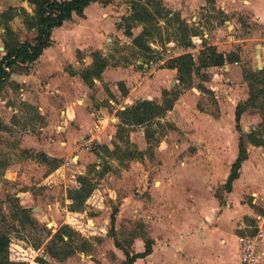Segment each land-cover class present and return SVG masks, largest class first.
<instances>
[{"label": "rangeland", "instance_id": "rangeland-1", "mask_svg": "<svg viewBox=\"0 0 264 264\" xmlns=\"http://www.w3.org/2000/svg\"><path fill=\"white\" fill-rule=\"evenodd\" d=\"M160 1L196 29L197 35L189 37L191 47L184 48L174 28L161 20V35L149 39L153 54L148 60L132 44L143 25H134L131 36L120 27L131 13V0H110L104 27L91 34L95 39L81 50L76 46L64 50V71L76 73L72 81L66 75L56 81L21 83L19 75L30 73V64L14 66L5 81L0 94V229L9 232L29 264L41 256L49 264H123L125 255L115 246L113 233L131 253L143 251L145 241L153 240L154 256L138 264H161L162 256L168 264H179L187 258L185 239L194 227L210 236L224 217H229L224 228L228 243L236 241L244 226L248 235L260 228L263 239L264 147L248 144V158L232 191L226 192L224 184L238 153L235 108L248 97L244 74L259 70L255 51L264 43V23L254 15L258 3L264 9V0ZM8 4L33 13L32 5L15 1L4 4L3 11L12 6ZM10 26L16 41H32L35 33L21 14ZM55 31L52 39L58 45L86 41L82 31L76 35L63 27ZM4 39L0 24V59ZM203 40L219 52H233L238 62L202 68L184 87L177 71L164 67L184 53L198 62ZM94 51L108 60L109 72L115 70L111 76L131 82L134 90L127 105L138 98L161 102L163 90L176 88L180 95L172 110L147 124L124 126L118 135L117 112L125 94L121 85L102 76L89 87L80 77L92 64ZM68 88L80 91L70 98L75 91ZM260 122L254 109L241 117L245 132ZM43 154L58 162L43 160ZM89 170L92 176L105 171L97 184L100 199L72 214L67 190L75 186V176ZM18 208L26 210L24 215L14 213ZM64 225L76 233L74 244L83 249L60 261L45 255V245ZM37 244L38 249L32 248ZM261 251L264 261V248Z\"/></svg>", "mask_w": 264, "mask_h": 264}, {"label": "trees", "instance_id": "trees-1", "mask_svg": "<svg viewBox=\"0 0 264 264\" xmlns=\"http://www.w3.org/2000/svg\"><path fill=\"white\" fill-rule=\"evenodd\" d=\"M33 6V13L30 14L23 7H9L0 13V24L5 29V39L3 46L5 54L0 59V94L3 91L5 81L11 76V70L18 64H31L35 62L44 49L51 45V34L53 29L61 27L65 21L72 18L73 14L84 16V9L96 0H21ZM108 3L110 0H103ZM17 13L23 16V21L28 29L35 31L36 36L32 42L19 41L14 38V31L10 26V22ZM165 26H172L175 33L178 34L176 39H180L184 48L192 46L189 39L191 35H197L196 29L192 28L185 22L179 13L166 9L160 0H131V13L127 17H123L125 23L120 26L123 28L127 36H131V29L136 24H142L143 30L139 35L132 39V44L141 54L150 60L153 50L149 45V39L159 37L161 35L160 21ZM92 64L80 72L83 82L91 87L94 79L101 78L102 72L109 65V62L99 52L92 53ZM238 62V56L233 52H219L216 46L203 40V49L200 51L198 62L191 53H184L167 61L164 68L177 71L178 83L184 87L190 86L193 81V75L200 72L202 68L222 67L226 64ZM248 84V97L239 103L235 108L236 130L239 133L238 153L231 165L230 174L224 184V190L231 192L232 183L239 177L240 169L243 162L248 158L247 145L264 147V69L250 71L244 74ZM180 95V90L173 88L172 90L162 91V100H141L131 106L117 112L119 124L117 125V133L124 126L144 125L149 122L162 118L168 111L172 110L175 101ZM256 110L261 116V122L257 127L245 132L241 127L242 115L250 110ZM108 150V149H107ZM43 160L57 163L56 159H48L44 154L41 156ZM56 164L55 166H57ZM105 171L94 174L92 170L84 174L75 176V186L67 190V198L71 201L68 209L72 214L82 212L85 205L90 203L95 205L100 199L97 192L98 179H101ZM20 210V211H18ZM16 213L23 214L25 209L18 208ZM26 217V216H25ZM115 216L112 217V222ZM49 235L50 232H48ZM114 234V242L117 248L123 250L125 260L123 264H134L137 259H143L152 253L153 240L147 239L144 243L142 252L131 253L116 238ZM252 234H254L252 232ZM74 236L76 233L67 225L59 228L45 245V255L57 260H64L73 255L80 248L77 246ZM67 237V239H64ZM13 240L9 236V232L0 229V264H29L30 260L23 257L22 248H15ZM32 247V246H31ZM32 248L38 249L39 245ZM83 249V248H82ZM80 248V250H82ZM32 264H49L42 256L33 260Z\"/></svg>", "mask_w": 264, "mask_h": 264}, {"label": "crops", "instance_id": "crops-1", "mask_svg": "<svg viewBox=\"0 0 264 264\" xmlns=\"http://www.w3.org/2000/svg\"><path fill=\"white\" fill-rule=\"evenodd\" d=\"M13 1H15L17 4H19L21 6L24 5V3H25V1H21V0H19V1L18 0H0V12H2L3 9H5V8H2V6L4 4H6L7 2L10 3ZM110 4L107 3V5L104 6V5L99 4L98 2L94 1V2L90 3L84 9V12H83L84 16L81 17V16H78L76 14H73L72 18L68 21H65L64 24L61 26L65 29H67L68 31H73V33L75 35H76V33H79V31L84 32L85 37H86V41H84V45L83 44H81V45H67V44L58 45V42L56 41V39H52V37H54V34H56L55 29H53L52 34H51V45L48 46L46 49H44V51L42 52L40 57L35 62L30 64L32 67L31 68L32 71L30 73H24V74L19 75L21 78L20 82L21 83H24L27 81L29 82L30 79H37V80H40V82L43 80H47L50 82L53 80L56 81V79L58 80L59 78L60 79H66V75H70L71 77L69 76L68 81H72V80H70V78L74 79L76 73L70 71L71 69L68 70V72L66 70L64 71V64H62V62L65 59L64 58L65 57L64 50L70 46H76V47H78L79 50H81L87 46L88 42H92L95 39L94 38L95 35L92 36L91 34H96V33L100 32L101 29L104 27V24L102 22V20H103L102 18L105 16L106 12L109 10ZM8 5H12L10 7L15 6L14 4H8ZM258 6L263 7V4L262 3L257 4V7L255 8L256 14L254 15V17L258 21H261L264 23V9L259 8ZM34 33H35V31H34ZM35 36H36V33L33 35L32 41L35 38ZM92 38H94V39H92ZM32 41H30V42H32ZM211 45H214V44H211ZM258 45L261 46L260 47V62H261V67H262L261 69H263V67H264V43L258 44ZM256 49H257V46H256ZM46 51H47V53L49 51L51 52L48 57L44 56ZM255 54L257 57V52ZM106 68L102 72L101 77L103 76L105 80H109L112 82L118 81L117 82L118 85H121L120 87H122V89L124 90L125 94L124 95L122 94L123 95L122 98L124 100L123 101L124 103L120 104L118 107V109L123 110L129 106V105H127V103L131 101L132 93H133L134 89L132 88L131 82L130 83L125 82L126 84H124V82H123V79L125 80L124 77L123 78L122 77L115 78L114 76H111V73L114 74L115 70H112L109 72L108 69H106ZM109 76H111V77H109ZM94 81H95V79H94ZM66 83L69 84V82H67V81H66ZM75 83L81 84V82H78V81H76ZM82 88H83V86H82ZM68 89L75 91L73 94H71V91H69L68 94L69 95L71 94L70 98L73 96H77L78 91H80L77 88H75V89L74 88H72V89L68 88ZM138 99H139L138 101L146 100V99L147 100H153L150 98H138ZM110 102L114 103L112 100H110ZM68 113L69 112L67 110V115H69ZM112 119H114V121H115L114 117H112ZM239 176H240V173H239ZM238 179H239V177L236 180H238ZM236 180H234V182ZM233 183H232V186H233ZM259 217L260 216H258L257 218H259ZM228 218L229 217H226V218L224 217L223 220L219 221V224H218L219 227L218 228L215 227L218 231L212 232L210 234V236L209 235L206 236V233L204 231H202L201 229H196L194 227V233H192L190 235V237H187L185 239L184 248L185 247L187 248V251H186L187 253H185V256H187V258H185L182 261L179 260L178 263L179 264H241L240 249H239L240 246H239V242H238V236L239 235H248L246 233L247 228H245V226L244 227L241 226L243 228L240 227L242 229V231H241V234L236 235V241H234V243H228L229 238L227 237V234H226V236H224L225 235L224 228L227 227L226 225H227ZM221 237H225V238L220 240ZM226 241H227V244H225ZM263 243H264V235H263V239L261 241V248H264ZM154 253H155V247L153 248V245H152V253L143 259H137L134 264H138V261L140 262L142 260H146L149 262V259H151L152 256H154ZM204 256H206V257L204 258ZM159 260L161 261V264H168L166 261V258L164 256H162Z\"/></svg>", "mask_w": 264, "mask_h": 264}, {"label": "built area", "instance_id": "built-area-1", "mask_svg": "<svg viewBox=\"0 0 264 264\" xmlns=\"http://www.w3.org/2000/svg\"><path fill=\"white\" fill-rule=\"evenodd\" d=\"M241 264H264L261 251L262 230L256 228L254 234L239 235Z\"/></svg>", "mask_w": 264, "mask_h": 264}, {"label": "water", "instance_id": "water-1", "mask_svg": "<svg viewBox=\"0 0 264 264\" xmlns=\"http://www.w3.org/2000/svg\"><path fill=\"white\" fill-rule=\"evenodd\" d=\"M260 47H261L260 45H257V49H256V52H257V58L259 59V60H258V65H259L258 68H259V70H261V68H262V67L260 66V64H261V62H260Z\"/></svg>", "mask_w": 264, "mask_h": 264}]
</instances>
